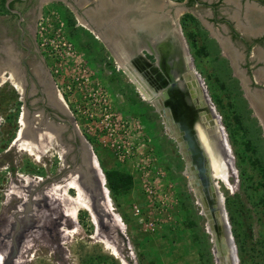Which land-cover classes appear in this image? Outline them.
<instances>
[{
	"label": "rangeland",
	"instance_id": "rangeland-1",
	"mask_svg": "<svg viewBox=\"0 0 264 264\" xmlns=\"http://www.w3.org/2000/svg\"><path fill=\"white\" fill-rule=\"evenodd\" d=\"M48 9L62 16L60 24L65 25L60 26L61 31L68 34L80 55L77 62L54 54L53 47L46 48L83 141L78 139L76 146L74 130L68 124L61 132L64 145L50 151L54 146L50 144L39 151L42 157L37 161L15 145L23 113L16 105L15 90L0 89V258H7L0 264H220L178 142L168 134L152 100L134 78L119 69L123 66L103 42L79 27L71 8L50 5ZM57 23L54 16L42 25L41 31L47 35L40 43L54 40ZM183 33L234 158L230 185L216 182L224 194L239 264H264L261 121L208 31L195 25L183 28ZM78 64L83 67L78 68ZM26 118L28 123L29 114ZM231 134L237 144L230 141ZM36 139L39 142L40 138ZM96 149L111 168L116 164L134 178L131 191L115 200L108 189L109 207L99 187L100 193L97 191L96 176L102 182L104 170L97 163ZM90 151L97 156L93 171L87 161ZM75 177L89 191V196L83 190L82 194L92 211L77 206V223L66 216L75 209L72 198L77 195L76 190L66 188V182ZM57 186L64 187L61 194L67 198L69 210L45 196L44 191ZM104 186L108 188L107 182ZM21 187L24 198L14 202L12 192ZM100 198L103 203H99ZM93 204L97 206L93 208ZM135 208L140 214L136 215ZM115 251L119 257L113 255Z\"/></svg>",
	"mask_w": 264,
	"mask_h": 264
},
{
	"label": "flooded vegetation",
	"instance_id": "flooded-vegetation-1",
	"mask_svg": "<svg viewBox=\"0 0 264 264\" xmlns=\"http://www.w3.org/2000/svg\"><path fill=\"white\" fill-rule=\"evenodd\" d=\"M108 1L103 0L102 3ZM170 1L173 5L172 15L183 36V28L187 26L199 25L207 30L250 106L253 104V95L260 97L264 105V0ZM50 5L71 8V12L77 14L79 27L87 29V23L96 29L91 21L92 16L88 17L86 11L95 10L97 0H92L85 9H80L77 0H0V89L10 87L15 90L17 97L14 99L23 111L21 120L24 118L27 124L29 137L37 136L41 143L45 141V138H41L43 134H53H48V139L55 146L50 151H54L56 147L64 145L61 132L67 130L68 124L74 130L76 146L78 139L83 140L78 125L72 120L73 113L61 92L49 59L41 51L38 42V27ZM105 48L110 52L107 46ZM188 48V55L195 65L189 45ZM146 58L152 64L157 62L154 56L146 54ZM163 66L167 68L165 64L161 65L159 72L153 73L147 61L140 59L135 69L148 88L159 91L162 79L158 74H164ZM119 69L124 73L129 71L125 67ZM27 114L30 119L28 123ZM89 157L91 155L87 159ZM90 165L91 168L96 167V162L92 159Z\"/></svg>",
	"mask_w": 264,
	"mask_h": 264
},
{
	"label": "water",
	"instance_id": "water-1",
	"mask_svg": "<svg viewBox=\"0 0 264 264\" xmlns=\"http://www.w3.org/2000/svg\"><path fill=\"white\" fill-rule=\"evenodd\" d=\"M148 1L109 0V4L104 5L103 0H97L96 9L89 11L96 29L87 23L85 27L100 38L117 62L131 70L137 82L148 91L152 104L163 118L168 134L178 142L187 164L190 186L208 219V229L220 264H235L236 260L239 264L232 225L228 222L229 215L221 203L218 183L210 169L209 157L202 146L197 127L202 126L207 132L209 130L213 133L215 139H211L216 150H221L222 145L218 128L222 132L225 129L202 78L196 71L193 59L188 55V44L172 15V2ZM145 53L154 56L157 62L152 64ZM140 59L147 61L153 73L159 72L161 65L167 66H163V75L158 74L162 79L159 91L148 88L135 69V64ZM252 107L264 128L262 116L253 104ZM203 116L208 119L206 122ZM218 117L221 125L217 128ZM90 155L87 159L89 164L92 159L97 161L94 160L96 157L93 151L89 152ZM91 170L93 171L92 168ZM96 180L98 189L97 176ZM79 185L82 186L80 183ZM82 188L88 195L89 191L83 186ZM106 190L109 192L108 188ZM97 191L100 193L99 189ZM102 201L100 198L99 203H103ZM94 206L97 205L93 204V208Z\"/></svg>",
	"mask_w": 264,
	"mask_h": 264
},
{
	"label": "bare ground",
	"instance_id": "bare-ground-1",
	"mask_svg": "<svg viewBox=\"0 0 264 264\" xmlns=\"http://www.w3.org/2000/svg\"><path fill=\"white\" fill-rule=\"evenodd\" d=\"M149 1H151V0H149ZM152 3H154V0H152ZM107 4H109V3H106L104 5H107ZM123 67H125V66H123ZM125 68H126V70H129L127 67H125ZM128 73H130V76L132 78H134V80L137 82V80H136L134 74L131 72V70H129ZM137 84L142 89V91L144 92V94H146V96L149 99H151L150 95L148 94V91L145 90L140 85V83L137 82ZM259 98L257 96L255 97L253 95L252 96V99H253L252 102H253L254 107L257 109V111L259 112V114L262 116V119L264 120V105H263L262 100L259 99ZM203 120H205V122H206V120H208V119L206 118V116L205 117L203 116ZM218 122L219 123H217L218 124L217 128L221 125L220 124L221 122L219 120V117H218ZM20 124H21V127H20V131H19V133L17 135V140L15 142V145L19 146L22 151H25L26 153H29V155L35 157L37 159V161H38L42 157L39 151H43L42 149L43 148H46L47 145L50 146V144H52V142H49V140H50V139H48L49 137H47V139L45 138V141L43 140L41 143L38 142V139H36L35 137L34 138H30L29 135H28V133H27V131L25 132V128L23 127V126H26V122H25L24 118H22ZM197 130H198V135L200 137V141L202 143V146H203L205 152L207 153V155L209 157L210 169L213 172V176L215 177V181L223 182L226 185H230V178H231V176H230V172L231 171L230 170H233V167H234L233 160H234V158H233L232 150H231L230 144L228 142V139H227V136H226L225 131L222 132V130H220L218 128V135H219V137L221 139L222 145H221V150L220 149L216 150L214 148V146H213L214 143H213V140L212 139H215L213 137V133H211V131L209 132V130L207 132L206 129H204L202 126H198L197 127ZM31 141L33 143L30 144ZM34 145L35 146L38 145V147L36 148ZM37 149H38V151H37ZM99 173H100V171H99ZM233 173H235V172L233 171ZM101 178H102V182L104 184H106L102 176H101ZM102 182H99L100 183L99 184V188L101 190V194L104 197L103 200L107 204V207H109V200H108L109 198H107L108 197V192H107L106 187L104 186V184ZM66 183H67V185H66V188L67 189H74V190H76V193H77L76 197L75 198H72V202H73V204H75V207H74L75 209L70 210L68 213H66V216L68 218H70L74 223H77V220L76 219H77L78 210L76 209V207L77 206H83V208L87 209L89 212H92L91 211V206H89L88 203H87V201L85 200V195H83L84 193L82 194V190L84 191V189L82 188V186L79 185V182H76V177H75V179L73 178L71 180H68ZM22 184L23 183H21V185ZM60 184H62V183H60ZM218 187H219V190H220V198L222 200L221 203L223 204L224 209L226 210V213H228L227 212V209H226V205H225L224 194L222 193V191L220 189V184L219 183H218ZM21 188H22L21 190L16 188L15 189V192H12L13 195H11V198H12L11 200H13L14 202L16 200H18V202L20 200H23V198H24V195H23V189H24V187H21ZM63 188H64L63 186L53 187V188H51V189H49L47 191H44V192H46L45 193V196L49 199V201H50V199L55 198L57 200V203L55 204L56 206L58 205V203H60V204L62 203L63 205H61V208L63 207L65 209H68L69 210V204L67 203V198L63 197V195L61 194ZM42 194H44V193H42ZM14 197H16V198H14ZM9 203L13 205V203H11V202H9ZM9 203H7V207L8 208L10 207V204ZM226 218L228 219L227 216H226ZM229 221L230 220H228V222ZM117 223H119L118 220H117ZM74 232H76V231H74ZM27 249H28V246L27 245L23 247V250L26 251ZM113 255H116L117 257H119L120 254L115 251V252H113ZM216 255H217V252H216ZM6 259L7 258H5L4 255H3L0 258V262L1 261H6ZM235 264H238V260H236V263Z\"/></svg>",
	"mask_w": 264,
	"mask_h": 264
},
{
	"label": "built area",
	"instance_id": "built-area-1",
	"mask_svg": "<svg viewBox=\"0 0 264 264\" xmlns=\"http://www.w3.org/2000/svg\"><path fill=\"white\" fill-rule=\"evenodd\" d=\"M54 16H57V22H58L57 23L58 26L57 25L54 26V28L56 27L55 33L57 36L55 35L54 40H52L51 43H49V42L40 43V42H42V40H46V39H44V35H47L46 33H43L41 31L42 25L45 22H48L49 20L54 18ZM59 17H62V16H60L59 12L56 10L47 11L44 14L42 21L40 22L39 27H38V40H39L40 49H42L41 51L47 57H49L51 54L49 53V50H47V49L50 47H53L52 52H55L54 54H56V55L58 54V55H60V57H63L65 59L70 57L71 59H73V60L75 59L78 62L80 55L77 56L78 51L76 49V46L73 44L72 40L69 39L68 34H66L65 31H61L60 26L61 25L64 26L65 24L64 23L60 24L61 18H59ZM52 27H53V25H52ZM43 29L44 28H42V30ZM47 52L49 54H46ZM80 66L83 67L82 64H78V68H80ZM135 211H136V215L140 214L139 209L135 208Z\"/></svg>",
	"mask_w": 264,
	"mask_h": 264
},
{
	"label": "trees",
	"instance_id": "trees-1",
	"mask_svg": "<svg viewBox=\"0 0 264 264\" xmlns=\"http://www.w3.org/2000/svg\"><path fill=\"white\" fill-rule=\"evenodd\" d=\"M230 141L237 144V140L234 134H231ZM95 153L97 154L99 158V163L102 169L104 170V175L107 181V187L112 193V195L114 196L113 199L115 200V197L129 193L134 185L133 176L131 174H128L126 172L119 170L116 164H114L115 167L113 166L111 168L112 165H110V162L108 161V159L104 160L102 156L100 155V152L98 149L95 150ZM241 155L239 154V158L241 161H243L244 158ZM241 176L244 177L243 171H241Z\"/></svg>",
	"mask_w": 264,
	"mask_h": 264
},
{
	"label": "crops",
	"instance_id": "crops-1",
	"mask_svg": "<svg viewBox=\"0 0 264 264\" xmlns=\"http://www.w3.org/2000/svg\"><path fill=\"white\" fill-rule=\"evenodd\" d=\"M77 2H78L80 9H83V8L85 9L88 6V4H90L92 2V0H77ZM73 9L76 10L75 8H73ZM86 13H87L88 17L92 16V14H90L89 11H86Z\"/></svg>",
	"mask_w": 264,
	"mask_h": 264
}]
</instances>
